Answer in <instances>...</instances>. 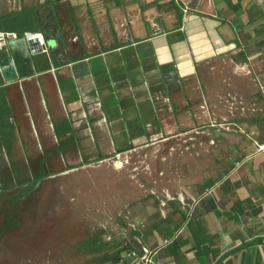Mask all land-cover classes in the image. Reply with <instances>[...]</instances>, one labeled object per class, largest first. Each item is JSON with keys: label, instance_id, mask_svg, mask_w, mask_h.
Wrapping results in <instances>:
<instances>
[{"label": "crops", "instance_id": "1", "mask_svg": "<svg viewBox=\"0 0 264 264\" xmlns=\"http://www.w3.org/2000/svg\"><path fill=\"white\" fill-rule=\"evenodd\" d=\"M0 31L17 47L42 33L47 49L15 52L17 79L0 68V196L37 200L190 122L240 121L211 129L229 141L217 177L130 194L110 264H145L130 254L144 249L148 264H264V0H0Z\"/></svg>", "mask_w": 264, "mask_h": 264}, {"label": "rangeland", "instance_id": "2", "mask_svg": "<svg viewBox=\"0 0 264 264\" xmlns=\"http://www.w3.org/2000/svg\"><path fill=\"white\" fill-rule=\"evenodd\" d=\"M234 123L190 122L186 128L191 131L75 170L65 177L67 190L58 187L50 194L48 186L37 200L1 195L0 264H110L100 257L129 244L130 194L163 198L182 190L180 178L217 177L213 163L224 160L229 141L210 132L214 128L236 134L241 122ZM240 141L234 135L235 144ZM119 196L122 200L117 201ZM119 210L126 217L116 215ZM97 237L108 246L91 251L88 243Z\"/></svg>", "mask_w": 264, "mask_h": 264}, {"label": "water", "instance_id": "3", "mask_svg": "<svg viewBox=\"0 0 264 264\" xmlns=\"http://www.w3.org/2000/svg\"><path fill=\"white\" fill-rule=\"evenodd\" d=\"M33 49L34 47L31 41H28L25 46L22 45L20 47H17L14 45L6 44L5 46L0 48V68L5 80L10 81L17 79L18 77L13 59L14 53H18L25 60L28 59L29 51H32L33 53L37 52L38 50L41 51L40 47H36L35 52L33 51Z\"/></svg>", "mask_w": 264, "mask_h": 264}, {"label": "built area", "instance_id": "4", "mask_svg": "<svg viewBox=\"0 0 264 264\" xmlns=\"http://www.w3.org/2000/svg\"><path fill=\"white\" fill-rule=\"evenodd\" d=\"M20 37V35L16 32H5V31H0V48L5 46L10 40H16ZM23 37L27 41L34 40L37 42L39 47L41 48V51H47L45 48V38L42 33L38 32H24ZM134 227V225H133ZM109 239L111 238L110 236L108 237ZM171 240H164L162 245L170 243ZM132 257L139 258L141 261H143L145 264H148L151 262V259L149 257V252L147 250H143V253H139L136 250H131L130 252Z\"/></svg>", "mask_w": 264, "mask_h": 264}, {"label": "trees", "instance_id": "5", "mask_svg": "<svg viewBox=\"0 0 264 264\" xmlns=\"http://www.w3.org/2000/svg\"><path fill=\"white\" fill-rule=\"evenodd\" d=\"M88 245L90 246L91 251H100L106 249V246H108V242H104L97 237L95 240L89 242ZM120 251L121 249L116 251L114 254L106 253L103 257H100V260L104 259L109 263H117L120 260Z\"/></svg>", "mask_w": 264, "mask_h": 264}]
</instances>
